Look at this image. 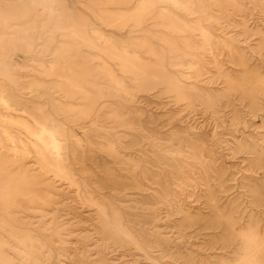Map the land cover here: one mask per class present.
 <instances>
[{
	"label": "rangeland",
	"instance_id": "rangeland-1",
	"mask_svg": "<svg viewBox=\"0 0 264 264\" xmlns=\"http://www.w3.org/2000/svg\"><path fill=\"white\" fill-rule=\"evenodd\" d=\"M13 1L0 0V264H264V0Z\"/></svg>",
	"mask_w": 264,
	"mask_h": 264
},
{
	"label": "bare ground",
	"instance_id": "bare-ground-1",
	"mask_svg": "<svg viewBox=\"0 0 264 264\" xmlns=\"http://www.w3.org/2000/svg\"><path fill=\"white\" fill-rule=\"evenodd\" d=\"M3 1V0H2ZM10 1V0H9ZM13 1V0H12ZM33 1H35V0H33ZM32 1V2H33ZM158 1V0H157ZM162 1V0H161ZM13 2H15V1H13ZM13 2H11V3H13ZM36 3H37V0L35 1ZM168 2H169V0H168ZM177 2V1H176ZM182 2H183V0H182ZM8 3V2H7ZM7 3H3L2 2V6H6V5H8ZM10 3V4H11ZM34 3V2H33ZM40 3V2H39ZM14 4V3H13ZM174 4H176V3H173V5ZM39 5H42V7H43V4H39ZM172 5V4H171ZM181 5V4H180ZM179 5V6H180ZM183 5H184V3H183ZM182 5V6H183ZM9 6V5H8ZM23 6V5H22ZM26 7L25 8H28V5H25ZM86 6V5H85ZM1 7V6H0ZM9 7H14V6H9ZM8 7V9H10ZM185 7V6H184ZM30 8V7H29ZM45 8H47V7H45ZM6 9V8H5ZM8 9H6V11L8 10ZM13 9V8H12ZM11 9V10H12ZM180 9V8H179ZM187 9V8H186ZM0 10L2 11V10H4V8L2 7V8H0ZM18 11V10H17ZM54 11H56V10H54ZM160 11H161V9H160ZM3 12V11H2ZM21 12V11H20ZM38 12V11H37ZM162 12V11H161ZM7 13V12H6ZM9 14H10V12H8ZM14 13V12H13ZM30 13V12H29ZM47 13H48V15H47V20H49L51 17H52V13H51V7H48L47 8ZM63 13V15H64V12H62ZM163 13V12H162ZM94 14V13H93ZM161 14V13H160ZM4 15V14H3ZM20 15V14H19ZM18 15V16H19ZM26 15V14H25ZM27 15H28V13H27ZM95 15V14H94ZM163 15V14H162ZM54 23H53V29L56 31V30H63L64 32L63 33H61V36H63V37H72V36H77L76 35V30L73 28V26H70V24L69 25H66V23H65V20H64V18L63 17H61V15L58 13V12H55L54 13ZM65 17H67L66 15H64ZM22 17H24V16H22ZM27 17V16H26ZM30 17V16H29ZM33 19H34V16H33ZM151 19V18H150ZM149 19V20H150ZM31 20H32V18H31ZM33 21H35V19L33 20ZM6 22V21H5ZM27 22H29L28 20H27ZM32 22V21H31ZM31 22H29V23H31ZM41 22H43V21H41ZM45 22V21H44ZM43 22V23H44ZM34 22H32V24H33ZM105 23V22H104ZM28 24V23H27ZM68 24V23H67ZM72 24V23H71ZM175 24V23H174ZM24 25V24H23ZM42 25H45V23L44 24H42ZM41 25V26H42ZM173 25V24H172ZM9 26V25H8ZM12 26V25H11ZM16 27H17V25H15ZM21 26V25H20ZM10 27V26H9ZM13 27H14V25H13ZM22 27V26H21ZM21 27H19V28H21ZM31 27V26H30ZM35 27V26H34ZM80 27V26H79ZM16 29V28H15ZM28 29H30V28H28ZM41 29V28H40ZM123 29V28H122ZM79 30V29H78ZM180 30V29H179ZM2 31V30H1ZM84 31H86L85 30V28H84ZM95 31H98V30H95ZM145 31H146V28H145ZM25 32V31H24ZM80 32V31H79ZM11 33V32H10ZM9 33V34H10ZM26 33H27V31H26ZM101 33V32H100ZM99 32H98V35L101 37V34H100ZM79 34V33H78ZM162 34V33H161ZM204 34V33H203ZM27 35H28V33H27ZM26 35V36H27ZM25 36V37H26ZM79 36H81V35H79ZM8 38V37H7ZM28 38V37H27ZM30 38V37H29ZM74 38V37H73ZM72 38V39H73ZM76 38V37H75ZM74 38V39H75ZM81 38V37H80ZM84 38V37H83ZM13 39V38H12ZM78 39V38H77ZM76 39V40H77ZM107 40H109V38L107 39ZM82 41V40H81ZM81 41L79 40V42L81 43ZM122 41V40H121ZM134 41V40H133ZM145 41V40H144ZM124 42V41H123ZM147 42V41H146ZM149 42V41H148ZM26 43H27V41H26ZM25 43V44H26ZM61 43V46L62 47H64V48H70V50H71V47H73V45L72 44H69V43H67V42H60ZM145 43V42H144ZM12 44V43H11ZM121 44H122V42H121ZM151 44V43H150ZM30 45V44H29ZM28 45V46H29ZM81 45V44H80ZM79 44H78V46H80ZM89 45V44H88ZM124 45V44H123ZM125 46H127V44H125ZM147 46V45H146ZM27 47V46H26ZM122 47V46H121ZM149 47V46H148ZM3 48V47H2ZM2 48L0 47V51H3L2 50ZM127 48V47H126ZM152 48H154V47H152ZM27 49V48H26ZM61 49V48H60ZM76 49L78 50V47H76ZM123 49H125V47H123ZM134 49V48H133ZM147 49H149V48H147ZM56 50V49H55ZM66 50V49H65ZM69 50V51H70ZM76 50V51H77ZM126 50V49H125ZM61 51H62V49H61ZM64 51V50H63ZM68 51V50H67ZM134 51V50H133ZM147 51V50H146ZM78 52V51H77ZM4 53V52H3ZM62 53V52H61ZM67 53V52H66ZM87 53V52H86ZM148 53V52H147ZM1 54L2 53H0V56H1ZM73 54V53H72ZM152 54V53H151ZM5 55V54H4ZM74 55V54H73ZM88 55V54H87ZM97 55V54H96ZM96 55H95V57H96ZM106 55H107V53H106ZM117 55V59H119V60H121L122 62H130L133 66H136L137 65V60H138V57H137V55L136 56H133L132 55V57H128L124 52H119V53H117L116 54ZM154 55V54H153ZM25 56V55H24ZM75 56H76V53H75ZM89 56V55H88ZM90 57V56H89ZM100 57V56H99ZM84 59H85V57H84ZM93 59V58H92ZM91 59V60H92ZM101 59V58H100ZM99 59V60H100ZM109 59V58H108ZM164 59V58H163ZM119 60H118V62H119ZM140 60V59H139ZM143 60V59H142ZM101 61H103V60H101ZM89 63V62H88ZM43 64V63H42ZM41 64V65H42ZM74 64V63H73ZM108 64V63H107ZM121 64V63H120ZM146 64V63H145ZM153 64H155V63H153ZM44 65V64H43ZM42 65V66H43ZM50 65V64H49ZM53 65V64H52ZM147 65V64H146ZM157 65V64H156ZM182 65V64H181ZM51 66V65H50ZM61 66V65H60ZM147 66H154V65H149V63H148V65ZM187 66V65H186ZM53 68H54V66H52ZM51 67V69H53ZM59 67V66H58ZM77 67V66H76ZM79 67V66H78ZM98 67H100L99 65H98ZM102 67V66H101ZM110 67V66H109ZM138 67V66H137ZM145 67V66H144ZM42 68V67H41ZM57 68V67H56ZM95 68V67H94ZM139 68H141V66L139 67ZM143 68V67H142ZM189 68V67H188ZM70 69H72V68H70ZM98 69V68H97ZM100 69V68H99ZM103 69H104V73H107L108 75H107V77L108 76H110L113 80H114V82H115V84L116 85H120V82H119V80H117L114 76H113V74L107 69V67L106 66H103ZM43 70H44V68H43ZM47 70V69H46ZM61 70H62V68H61ZM88 70H92V69H89L88 68ZM95 70V69H94ZM50 71H52V70H50ZM56 72V71H55ZM63 72V71H62ZM74 72V71H73ZM103 72V71H102ZM45 73V72H44ZM101 73V72H100ZM43 74V73H42ZM51 74H52V72H51ZM53 74H54V72H53ZM74 73H72V75H73ZM78 74V73H77ZM55 75V74H54ZM57 75V77L59 76V74L57 73L56 74ZM81 75V74H80ZM79 75V76H80ZM90 75V74H89ZM106 74H104V76H105ZM99 76V75H98ZM263 76V75H262ZM65 77H67V76H65ZM65 77H63V78H65ZM117 77V76H116ZM120 77V76H119ZM59 78H60V76H59ZM109 78V77H108ZM157 78V77H156ZM60 79H62V77L60 78ZM69 79V78H68ZM85 80V79H84ZM109 80H111V79H109ZM159 80V79H158ZM177 80H178V78H177ZM40 81V80H39ZM87 81V80H86ZM90 81V80H89ZM112 81V80H111ZM33 82H34V80H33ZM42 82V81H41ZM40 82V83H41ZM53 82V81H52ZM66 82V81H65ZM43 83V82H42ZM60 83V82H59ZM88 83V82H87ZM93 83V82H92ZM95 83V82H94ZM33 84H35V83H33ZM32 84V85H33ZM37 84H39V83H37ZM63 84V83H62ZM66 84H68L69 86H73V87H83L81 84H78L77 82H75V80H72V78L71 79H69V80H67V83ZM29 85H31V84H29ZM41 85V84H40ZM57 85H58V83H57ZM94 85H97V84H94ZM93 85V86H94ZM185 85V84H184ZM61 86V85H60ZM63 86V85H62ZM61 86V87H62ZM65 86V85H64ZM103 86V85H102ZM107 86V85H106ZM115 86V85H114ZM66 87H67V85H66ZM65 87V88H66ZM109 87V86H108ZM30 88H31V86H30ZM110 88V87H109ZM108 88V89H109ZM120 88V87H119ZM63 90L62 91H64V88H62ZM84 89V88H83ZM106 89H107V87H106ZM67 90V89H66ZM98 90V89H97ZM116 90V89H115ZM106 91H108V90H106ZM90 92V91H89ZM89 92H88V94H89ZM66 93V92H65ZM68 93V92H67ZM71 93V92H70ZM103 93V92H102ZM80 94V93H79ZM84 94H85V92H84ZM90 94H91V92H90ZM89 94V95H90ZM98 94H101L100 92L98 93ZM186 94V93H185ZM188 94V93H187ZM86 95V94H85ZM93 95V94H92ZM184 95V94H183ZM189 95V94H188ZM205 96H208V94L206 95V94H204ZM0 96H3V95H1L0 94ZM132 96V95H131ZM187 96V95H186ZM186 96H185V98H186ZM212 96V95H211ZM210 97V96H209ZM208 97V98H209ZM183 98H184V96H183ZM89 99H91V98H89ZM211 99V98H210ZM0 100H2V98L0 99ZM212 100V99H211ZM210 100V101H211ZM81 101V100H80ZM84 101V100H83ZM91 101V100H90ZM93 101H96V100H93ZM4 102V101H3ZM5 102H7V101H5ZM4 102V103H5ZM208 102V101H207ZM9 103V102H8ZM94 103V102H93ZM67 104V103H66ZM70 104V103H69ZM191 104V103H190ZM210 104V103H209ZM4 105V104H3ZM68 105V104H67ZM65 106V105H64ZM69 106V105H68ZM78 106V105H77ZM76 106V107H77ZM211 106V105H210ZM213 106V105H212ZM8 107V106H7ZM7 107H6V110H7ZM10 107V106H9ZM66 107V106H65ZM70 107V106H69ZM74 107V106H73ZM3 108V107H2ZM79 108H80V106H79ZM84 108V107H83ZM88 108V107H87ZM86 108V109H87ZM9 109V108H8ZM11 109H12V107H11ZM15 109V108H14ZM42 110V109H41ZM70 111H72L71 109H70ZM18 112V111H17ZM22 112V111H21ZM29 114V113H28ZM11 117V116H10ZM11 118H13V117H11ZM16 118H18V117H16ZM19 119V118H18ZM17 119V120H18ZM13 120V119H12ZM20 120V119H19ZM36 120H37V118H36ZM14 121V120H13ZM21 121V120H20ZM15 122V121H14ZM17 122V121H16ZM19 122V121H18ZM44 122H46V121H44ZM20 123V122H19ZM23 125V124H22ZM21 125V126H22ZM27 125V124H26ZM25 126V125H24ZM27 128H28V126H27ZM65 128V127H64ZM6 129V128H5ZM29 129V128H28ZM31 129V128H30ZM29 129V130H30ZM27 130V129H26ZM38 130V129H37ZM42 130H43V132H46L47 130L44 128V127H42ZM56 130V129H55ZM32 131V130H31ZM30 131V132H31ZM52 131V130H51ZM51 131H49V132H51ZM29 132V133H30ZM48 132V133H49ZM53 132V131H52ZM6 134V139L8 140V141H10V142H14V137L13 136H11L9 133H5ZM34 134H35V132H34ZM36 135V134H35ZM38 135V134H37ZM37 137V136H36ZM38 139H40V140H42L43 142H44V145H45V147L46 148H49V150H52V152L54 153V157H52V158H54V159H59L60 158V154H59V143H58V141L57 140H55V138L53 137V134H48V136H45L44 134H39L38 135ZM29 140V139H28ZM16 141V140H15ZM17 142V141H16ZM19 142H20V140H19ZM23 142V141H22ZM41 142V141H40ZM39 142V143H40ZM21 143V142H20ZM24 145H25V143H23ZM22 145V144H21ZM24 145H22V148L19 150V149H17V147L14 149V151L16 152V151H20L21 153H26V152H28L27 151V149L25 148V146ZM3 146V145H2ZM2 146H0V147H2ZM15 146V145H14ZM27 146V145H26ZM8 146H4V148H7ZM38 148V147H37ZM44 148V147H43ZM1 149H3V148H1ZM8 149V148H7ZM45 149V148H44ZM87 149V148H86ZM9 150V149H8ZM12 152V153H15V152ZM7 152V151H6ZM38 153L40 154L39 155V159H40V162H41V164L44 166V167H47V168H51V167H53L54 169L53 170H56L57 171V173H58V175H60L59 174V172L62 170V168L60 167L59 168V164L60 163H57L56 165H53L51 162H50V160L48 159V158H46L45 156H43L42 154H41V151L40 150H38ZM16 154V153H15ZM21 155V154H20ZM23 157V156H22ZM38 157V156H37ZM5 158V157H4ZM17 158H18V156H17ZM3 160H5V159H3ZM9 161V160H8ZM59 161H61V160H59ZM17 162V161H16ZM16 162H14V163H16ZM38 163V162H37ZM42 165H40L39 167H41ZM62 165V164H61ZM30 166V165H29ZM42 166V167H43ZM46 168V169H47ZM60 169V170H59ZM65 170V169H64ZM49 171V170H48ZM59 171V172H58ZM47 172V171H46ZM54 172V171H53ZM64 173V172H63ZM66 173H67V171H66ZM56 174V173H55ZM62 174V173H61ZM56 176V175H55ZM34 177V176H33ZM27 178V177H26ZM38 178V177H37ZM74 179V178H73ZM73 179H72V181H73ZM27 180H29V179H27ZM66 180V179H65ZM69 181V180H68ZM75 181V180H74ZM77 193V192H76ZM28 195V194H27ZM46 195V194H45ZM80 197V196H79ZM90 197V196H89ZM92 199V198H91ZM90 200V199H89ZM16 202V201H15ZM29 202V201H28ZM91 203V202H90ZM94 205V204H93ZM92 205V206H93ZM89 206V205H88ZM102 206V205H101ZM100 210V209H99ZM113 210V209H112ZM6 211V210H5ZM8 211V210H7ZM117 212V211H116ZM7 213V212H6ZM8 214V213H7ZM9 215V214H8ZM121 224V223H120ZM255 234V233H254ZM246 240V239H245ZM133 241V240H132ZM1 242V241H0ZM253 243V242H252ZM250 245H252V244H250ZM244 246V245H243ZM260 253V252H259ZM3 256V255H2ZM253 261V260H252ZM254 262V261H253Z\"/></svg>",
	"mask_w": 264,
	"mask_h": 264
}]
</instances>
